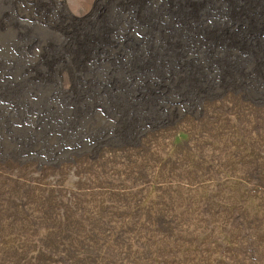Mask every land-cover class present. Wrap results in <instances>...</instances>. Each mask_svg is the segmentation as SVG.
I'll use <instances>...</instances> for the list:
<instances>
[{
	"label": "rangeland",
	"instance_id": "obj_1",
	"mask_svg": "<svg viewBox=\"0 0 264 264\" xmlns=\"http://www.w3.org/2000/svg\"><path fill=\"white\" fill-rule=\"evenodd\" d=\"M0 264H264V0H0Z\"/></svg>",
	"mask_w": 264,
	"mask_h": 264
}]
</instances>
